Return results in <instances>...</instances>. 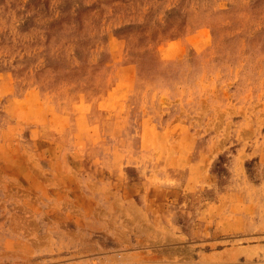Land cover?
<instances>
[{
	"label": "rangeland",
	"instance_id": "1",
	"mask_svg": "<svg viewBox=\"0 0 264 264\" xmlns=\"http://www.w3.org/2000/svg\"><path fill=\"white\" fill-rule=\"evenodd\" d=\"M0 264H264V0H0Z\"/></svg>",
	"mask_w": 264,
	"mask_h": 264
}]
</instances>
